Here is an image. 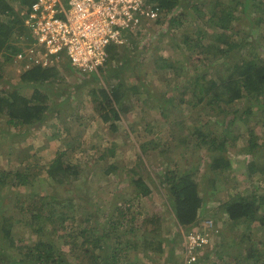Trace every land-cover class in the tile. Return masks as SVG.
Listing matches in <instances>:
<instances>
[{"label": "rangeland", "instance_id": "rangeland-1", "mask_svg": "<svg viewBox=\"0 0 264 264\" xmlns=\"http://www.w3.org/2000/svg\"><path fill=\"white\" fill-rule=\"evenodd\" d=\"M258 5L262 6L261 9L264 8V4ZM11 6L16 7L17 3L11 2ZM251 8L252 3L248 7L249 12L239 13L238 17L237 24L240 28H246V31L248 27H255V30L262 27L257 20L264 18V11L254 13ZM210 10L200 6L190 9L180 6L169 11L166 21H179L182 25L179 29H170L168 23L161 27L152 25L156 21H146L134 29L135 34L132 33L133 37L126 39L125 47L117 49L113 55H122L125 51L127 53L116 59L119 61L109 63L105 72L99 76L79 74L68 63V59L53 58V61L44 66L43 55L38 48H33L32 54L27 51L29 56L26 60L41 64L45 69L55 67L58 71L55 76L50 77L49 84L43 89L49 93L50 99L41 126L16 129L7 124L9 117H0V173L7 176L10 171L18 169L26 171L30 176V182L20 188L12 186L17 184L16 181L3 183L5 187L0 196V234L6 233L2 228L3 220L12 219L10 233L14 243V246L10 245V250L8 241L0 239V259L6 264H17L28 253L35 254L36 248L44 242L53 243L58 252L67 254L72 264H76V260L70 255L76 249L82 250L87 241L84 248L97 251L101 256L111 258L112 253L117 251L119 264H158L150 259L151 253H148L147 247L138 251L125 250L127 244L134 243L142 234L137 228L143 227L148 218L151 233L158 237L155 240L150 237L147 246L152 243L154 245L156 240L161 239L166 250L179 252V258L182 257L180 242L185 231L178 225L168 202L167 172L185 175L189 170H198L197 181L204 206L207 207V216L214 212L209 200L222 205L230 201L233 195L250 187L252 193L259 189L264 194V176L259 178L255 169L252 172L247 170L249 163L256 157L251 158L252 155L245 154L250 140L249 131L255 129L261 133L264 130L261 116L256 114L250 117L260 122L259 126L250 119V122L234 121L232 125H224V122L231 121L235 116L224 114L227 109L225 104L216 101L214 97L201 100L204 93L198 92L199 87L195 88V92L186 91L185 103L182 98L184 93H181L183 85L180 92L179 88L176 92L172 90L179 81H175L174 75L169 74L170 67L177 68L178 72H182L184 68L191 73L200 71L206 75V82L218 74L228 76L233 69V62L224 64L225 60L214 59L207 63L205 69L201 68L197 60L190 59L189 50L183 48L182 37L186 35L183 32L195 27L196 22L206 21ZM253 19L255 23L251 25ZM197 27L208 29L206 25ZM209 31V40L214 42L215 38L211 37L214 30ZM240 36L245 37L246 32L242 31ZM26 40L23 37L19 45ZM253 42L257 46L261 65L264 61V38L257 37ZM128 45L130 50H126ZM177 45L179 46L174 48ZM236 50L239 52L241 49ZM246 53L247 51L245 55ZM20 57L25 59L24 56ZM160 57L168 61L169 67L158 71L157 59ZM21 73L16 66L5 75V81H0V88L7 87L9 81L17 84ZM118 83L127 87L128 108L127 112H120L121 119L115 121L114 130L110 126L112 122H103L99 112L94 111L95 103H98L92 101L90 91L99 87L112 90ZM243 109V104L235 106L234 110L239 112L237 116ZM198 128H206L214 136L227 138L233 171L226 172L222 177L210 171V154L205 149L198 148L195 137L190 136ZM155 139L158 141L157 147L152 145L148 150L141 149L142 144ZM74 148L78 152L64 160L80 167L79 176H72L69 183L72 188L75 185L83 186L80 194L85 205L78 204L68 209L70 201L64 199L71 194L66 193L62 185L46 183L42 173L48 170L57 153ZM259 163H264V155H261ZM110 166L115 169L108 171ZM138 179L149 190L148 196H142L135 188L133 181ZM117 205L125 206V214H112L109 209ZM65 214L77 216L75 223H71L72 220L64 221ZM159 214L163 219L161 229L157 230L156 219ZM87 218L90 222H84ZM120 221H124L126 227L121 225L116 228L115 225ZM245 229L246 227H225L222 231L225 236L232 231L238 238H243L241 236L249 233ZM259 231L260 229L257 234ZM48 237H51L49 241ZM254 239L234 243L240 246L237 248L235 245L229 246L231 248L223 260L224 264H264V237L258 244L251 245L250 241ZM248 247L255 251V257L247 258L242 255L246 253L243 249ZM82 257L84 259L79 264H88L87 257Z\"/></svg>", "mask_w": 264, "mask_h": 264}, {"label": "trees", "instance_id": "trees-1", "mask_svg": "<svg viewBox=\"0 0 264 264\" xmlns=\"http://www.w3.org/2000/svg\"><path fill=\"white\" fill-rule=\"evenodd\" d=\"M37 1L38 0H0V81H5V75L12 72L16 66L19 67L22 72L21 78L17 84L14 85L9 81L7 87L0 88V117H9L7 124L10 127H16V129L23 128V126H41L45 118V111L48 110V100L50 99L49 93L45 92L46 90L43 89L46 87V84H49L50 77L55 76L58 71L55 67L45 69L41 64H37L32 60H26L29 56L27 51H29L30 46L34 44L32 40L33 37H25L26 35L30 36V33L29 27L26 25L24 19L29 17L32 6ZM144 1L151 5L154 10L159 11L162 16V18H159L157 22L152 25L162 27L168 23L170 24V26L168 25L170 29L172 27L179 29L182 26L179 21L172 20L170 22L169 19L166 21V16L169 14V11L173 9L175 10L180 6L186 7L187 9L194 6L211 9L208 11L206 21L202 23L196 22L195 27H191V30L183 32L184 35H186L182 37L184 39V47L183 45L181 46L189 50L188 55H190V59L197 60V64L199 66L201 65V68L204 67L205 69L207 63L214 59L216 61L225 60L224 64L230 63V61L231 63L233 62V69H231L228 76L218 74L215 78L206 82V75L200 73V71L191 73L189 70L185 71L184 68L182 72H178L177 68L170 67L168 70V72H170L169 74L172 76L174 75L175 81H179L172 90L176 92L179 88L180 92L182 89L181 86L183 85L181 93H184L182 98L185 103L184 97L186 91L192 90L195 92V88L199 87L198 92L204 93L201 100L214 97L216 101L225 104L227 109L224 111V114H226V116L229 114L235 116L231 121L224 122V125H232L234 121L250 122V120H253V123L259 126L260 122L254 117L250 119L251 116L259 114L264 127V61L261 65L259 64V55L256 51L257 46L253 42L256 41L257 37L262 36L264 38V18H258L257 22L261 24L262 27L259 26L257 30L254 29L255 27H248L246 31V28H240V25L237 24L239 13H246L251 3V10L254 11V13L261 10L264 11V8L261 9L262 6L258 5L264 4V0H241L240 2H238V0ZM11 2H16L17 6L12 7ZM254 23L255 21L253 19L251 25ZM199 25H206L208 29H206V27H200V29H198L197 26ZM209 30H214L212 31L213 33H211V37L215 38L214 42L209 40ZM242 31L246 32L245 37L240 36ZM134 34L135 32L133 31V35ZM133 35L130 33L129 37H133ZM23 37L27 39V42L19 45V41L23 39ZM243 40H245V43ZM129 46L130 45L126 46V50H130ZM178 46L179 45L174 48ZM121 47L123 46L111 47L108 49V63L119 61L116 59H120L123 54L127 53L125 51L122 55H113L114 51H117V49ZM236 49L241 50L237 52ZM245 51H247L246 55ZM22 53L25 59L20 57ZM157 66L156 70H164L166 67H169L168 61L160 57L157 59ZM143 71L141 73H143ZM169 81L171 82V79H169ZM126 88L125 84L118 83L114 85L112 90L99 87L90 91L92 101L98 103V105L95 103L96 106L94 111L97 113L99 112L103 122H112L110 126L114 130H116L114 125L115 121L121 119L120 112H127L128 107L126 106V101L128 99V93ZM253 102L255 103L252 104ZM238 104H243L244 106L243 112L240 111L239 116H237L239 112L234 110L235 106ZM66 109L67 108H65V110ZM103 112L105 113L103 114ZM254 130L252 129L249 131L250 140L245 154L252 155L253 157L251 156V158L256 157L249 163L247 170L248 172H252V170L255 169V172L260 178L264 176V163H259L261 155H264V130L261 131V133ZM190 136L195 137V143H197L198 148L205 149L206 152L210 154V171L219 174L220 177L226 172L233 171V162L228 155L230 152V143L226 137L221 138L214 136L211 131L206 128H198L195 133L190 134ZM152 145L157 147L158 141L156 139L150 140L140 147L145 151ZM74 152H78V149L74 148L57 153L55 155L56 159L54 158L51 160L53 162H50L48 170L46 169L42 173L46 183L51 185H62L64 191L71 194L70 197L64 199L70 201L68 209L78 204L85 205L82 202V194H80L82 193L81 191H83V186L75 185V187L72 188L69 183V179L72 176L74 178L79 176L81 172L79 169L80 167L75 163L71 164L69 161L66 162L64 160L65 157L73 155ZM72 159L73 158H71V161ZM108 169V171H113L115 168L114 166H110ZM27 170H29V168H27ZM26 173V171H18V169L10 171L7 176L0 173V195L2 189L5 187L3 183L16 181V187L20 188L30 182V176ZM167 174V190L169 192L168 202L170 203L172 213L178 225L185 231L184 234L182 233L180 242L183 256L179 258V252L166 250L161 239L158 241L156 240L154 245L152 243L151 246H147V241L150 237H153L152 240L158 237H155L150 231L149 218L144 222L145 224L143 227L137 228L142 234L139 235V238L136 239L134 243L127 244L125 250L133 249L138 251L141 248L145 250L147 247L148 253H151L150 259L158 262V264L160 262L161 264H186V245H188L189 242L187 234L195 228L194 230H196V232L199 230L203 231L208 241V243L203 246L204 249L195 251L196 254H199V262H208L211 264L213 261L212 258H214L216 260L213 261V264H224L223 260L226 258L227 253H229L228 250L231 248L229 246H234L237 242L244 243L247 239L254 238L255 239L250 242H252L251 245H256L259 243L260 239L264 237V194H261L259 189L256 190L255 193H252L251 187L249 189L247 188V190L240 191V193L233 195L232 198L229 199L230 201L222 205L218 203L216 205L215 202L209 200L210 206H212L214 212L207 216V207L204 206V199L199 190L197 181L199 175L198 170H189V173L185 175H180L177 172H167ZM251 176L253 177V175ZM213 182L215 183L216 181ZM133 184L142 196H148L149 190L141 179L133 181ZM124 207L122 205H117L112 206L109 210H111L113 215L117 213L125 214L126 209ZM76 217L77 216H68L65 214L63 215V220L66 222L67 220H72L73 222L71 223H75ZM162 219L163 216L159 214L156 219V224H158L157 230L161 229ZM11 220L12 219L9 218L3 220L2 228L6 230V233L1 232L0 239L3 241L7 240L9 246L11 244L14 246L10 233L12 227ZM205 221H211V225L204 224ZM84 222H90V219L87 218ZM121 225L126 227L124 221H120L115 227L119 228ZM225 227H230V229L234 227H246L245 230L249 231V233L241 236L243 238H238V235H234L232 231H229L227 232L228 235L225 236L224 231H222ZM258 229H260V231L257 234ZM244 238H246V240ZM50 239L51 237H48V241ZM87 243L88 241L84 243V246ZM12 246H10V250ZM84 246L80 251L74 248L76 251L70 255L72 259L76 260V264H79L82 259H84L82 255H85V258L87 257V260H89L88 264H119V254L117 251L113 252L110 258L101 256L97 251H91L87 247L84 248ZM235 247L237 248L240 246L235 245ZM36 249L37 251L35 254H33V252L28 253L25 259L18 261L17 264H72L67 254L65 255L64 253L58 252L53 243H41ZM243 250L246 252L245 255L242 254L243 256L247 258L255 257V251H252L251 248L248 247ZM0 264L6 263L0 259Z\"/></svg>", "mask_w": 264, "mask_h": 264}, {"label": "built area", "instance_id": "built-area-1", "mask_svg": "<svg viewBox=\"0 0 264 264\" xmlns=\"http://www.w3.org/2000/svg\"><path fill=\"white\" fill-rule=\"evenodd\" d=\"M39 6L44 7L43 15L58 6L65 19L47 22L44 34L36 46L30 48V53L38 48L44 66L49 64V58L65 55L77 71L86 75L102 74L107 68L108 49L112 44L122 43L135 28L146 21L157 22L161 17L159 11L144 0H71L69 5L60 0H40ZM204 224L211 225V221ZM194 229L187 234L185 262L210 264L199 262L195 251L204 249L208 241L203 231Z\"/></svg>", "mask_w": 264, "mask_h": 264}, {"label": "clouds", "instance_id": "clouds-1", "mask_svg": "<svg viewBox=\"0 0 264 264\" xmlns=\"http://www.w3.org/2000/svg\"><path fill=\"white\" fill-rule=\"evenodd\" d=\"M62 1L63 3H65L66 5H69V2H71V0H60ZM40 0H38L37 2H35L32 6V11H30V14H29V17H27L26 19H24L26 25L29 27V33H30V36L26 35L25 37H33V46H30V48L32 47H35L36 44H37V41L39 40V37L44 34V31L46 30L45 28V25L47 22H54V20L58 19V20H64L65 17L63 16L62 13H60V7L58 6H53L52 9H50L47 13H45L44 15L42 14V11L44 10V7L43 6H40V12L38 14H34V6L39 4ZM68 9H70V6H67ZM69 13V12H68ZM170 14L167 15V17L169 16ZM31 28V30H30ZM129 35L130 33L126 36L125 40H123L122 43H119V44H112L111 47H119V46H123L126 45L125 42H126V39L129 38ZM27 42V41H25ZM110 47V48H111ZM113 53V52H112ZM21 55H24L23 53ZM55 59H59L61 58L62 60H65V59H68L65 55H60L59 57H53ZM53 58H49L50 61H53ZM69 64H71V60H69L68 62ZM109 63L107 62V65ZM72 65V64H71ZM106 65V66H107ZM72 67L77 71V69L72 65ZM105 71V70H104ZM79 74H82L80 73L79 71H77ZM84 76H87L86 74H82ZM88 76H90L88 74ZM12 186H15L16 185H12ZM2 196V194L0 195Z\"/></svg>", "mask_w": 264, "mask_h": 264}, {"label": "bare ground", "instance_id": "bare-ground-1", "mask_svg": "<svg viewBox=\"0 0 264 264\" xmlns=\"http://www.w3.org/2000/svg\"><path fill=\"white\" fill-rule=\"evenodd\" d=\"M40 12V6H39V4H37V5H35L34 6V14H38ZM130 33H133V31H131Z\"/></svg>", "mask_w": 264, "mask_h": 264}]
</instances>
